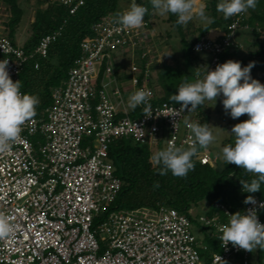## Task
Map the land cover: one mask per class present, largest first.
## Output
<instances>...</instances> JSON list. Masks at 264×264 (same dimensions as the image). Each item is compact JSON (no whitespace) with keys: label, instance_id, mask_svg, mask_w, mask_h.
<instances>
[{"label":"built area","instance_id":"built-area-1","mask_svg":"<svg viewBox=\"0 0 264 264\" xmlns=\"http://www.w3.org/2000/svg\"><path fill=\"white\" fill-rule=\"evenodd\" d=\"M60 1L71 14L84 4V0ZM244 16H234L228 31L213 29L196 41L195 51L199 48L205 58L202 75L206 66L214 70L222 64L221 56L235 43ZM114 17L93 25L94 36L82 42V55L67 79L52 89L54 103L26 122L10 152H0V213L15 225L13 234L0 240V264H264L259 249L247 252L231 243L224 248L216 239L220 235L216 226L228 222L225 213L255 208L264 224V198L259 196H254L255 204L236 211L217 202L221 211L212 216H195L190 210L208 236L218 241L208 259L198 248L208 245L192 232L194 222L187 213L169 206L107 213L123 184L109 155L113 140L130 138L158 150L163 138L165 148L170 140L188 147L193 136L184 121L199 122L196 109L172 117L166 115L174 108L179 111V103L152 104L160 94L151 85L154 60L144 45L143 30L123 29ZM145 27L144 20L141 28ZM6 29L5 22L0 23V46L13 51L5 56L0 49V60L9 59L7 70L14 82L20 80L29 59L48 56L61 34L58 30L42 37L27 53ZM119 53H128L131 86L121 77L127 70L119 69ZM141 88L152 93L153 113L133 118L128 98ZM173 120L178 122L176 131ZM196 158L213 164L206 152L199 151Z\"/></svg>","mask_w":264,"mask_h":264},{"label":"trees","instance_id":"trees-1","mask_svg":"<svg viewBox=\"0 0 264 264\" xmlns=\"http://www.w3.org/2000/svg\"><path fill=\"white\" fill-rule=\"evenodd\" d=\"M23 1L29 0H0V3H3L10 12L5 25L8 36L14 42L16 28L24 15L20 3ZM36 1L38 8L31 23V34L23 45L26 52H33L42 37L61 30V34L52 42L48 56L43 58L36 55L29 59L20 74L21 90L39 97L40 103L36 108V116H40L54 103L52 89L67 79L70 69L82 55V42L94 36L93 25L110 15L115 16L117 12L125 11L132 1L127 0L128 4L123 5L122 0H84V4L75 14H71L70 8L60 0ZM136 3L149 7V14L145 15L144 20L147 21V28H152V20L156 15L151 14L149 0H136ZM217 3L219 0H206L207 13L214 18V23L208 25L207 30L205 25L196 28L192 21H189L187 25H177L175 23L177 17L169 14L168 21L181 37L183 64L182 66H172L168 63L153 64L152 70H157V78L151 77V85L157 92L160 87L163 94L157 96L152 104L174 103L170 100V95L178 93L179 85L184 80L192 82L196 79V68L200 67L205 60L204 54L194 49L196 41L213 29L228 31L234 16L225 20L222 13L216 11ZM244 14L242 27L251 31L253 40L244 47L235 41L226 49L221 60L222 63L229 59L239 61L242 67L255 62L250 75L264 84V0H257L256 9H249ZM142 107L138 106L135 110H131L130 115L133 118L141 117ZM196 110L199 115L198 123L209 124L210 114L206 112L205 105ZM164 148L162 138L157 151ZM153 154L148 144L139 143L130 138L115 139L110 143L109 155L115 166V174L122 179L123 184L115 201L108 207L107 213L113 210L124 212L157 210L162 206H169L187 213L194 224H198L197 219L190 214V210L204 200L209 203L205 214L212 216L221 211L215 205L217 202L236 211L244 207V200L248 195L264 198V184L256 193L242 191L240 179L250 180L252 177L234 164L225 165L224 162L218 161H214L213 164H203L194 157L195 168L185 178L175 177L171 172L161 176L157 170L158 166H154L150 161ZM155 183L159 186L155 187ZM105 215L106 213L103 216ZM206 244L208 248L203 249V255L208 259L210 253L218 249V241L207 235ZM258 252L260 259H264V250L259 249Z\"/></svg>","mask_w":264,"mask_h":264},{"label":"clouds","instance_id":"clouds-1","mask_svg":"<svg viewBox=\"0 0 264 264\" xmlns=\"http://www.w3.org/2000/svg\"><path fill=\"white\" fill-rule=\"evenodd\" d=\"M151 14L166 16L173 14L177 17V25H187L194 16L198 17L207 26L214 23V18L207 13V5L196 0H149ZM257 0H219L216 11L222 13L225 20L247 13L249 9L255 10ZM149 14V7L137 4L132 0L130 7L123 12H117L114 23L123 29H139L144 26V17ZM5 56L13 50L9 46H0ZM199 51V48H197ZM170 55V54H166ZM9 59L0 60V152H10L13 144L19 139L26 122L36 116V108L40 103L36 95L21 92V80L13 81L8 69ZM255 62H250L242 67L241 62L227 60L218 64L214 70L205 67L203 75L200 67L196 68V79L192 82L184 80L178 89V93L170 95V100L179 103L181 108L171 110L175 117L179 112L187 109L188 112L204 105L205 101H214L223 95V108L231 118L238 119L247 114V120L235 124L231 129L234 135V145L227 144L222 148V159L225 165L234 164L251 175L250 180L240 179L242 191L256 193L264 184V84L253 79L250 75ZM202 75V78H201ZM242 81V82H241ZM152 93L144 89H138L128 98V107L135 110L142 107V114L151 117L153 109L150 103ZM190 105V107H189ZM186 127L193 136L192 143L187 147L177 146L169 141L166 148L155 152L150 161L158 166L161 176L169 172L175 177L185 178L195 168L194 157H197L200 149H207L214 143L213 135L208 123L184 121ZM176 131L177 120H173ZM155 187L159 184L155 183ZM245 204H255L254 196L248 195ZM264 207V204L261 205ZM228 222L216 226L219 233L218 239L221 247L227 248L229 243L238 249L254 252L257 249L264 250V224H262L255 208L246 212L237 211L233 214L225 213ZM15 231V225L10 222L8 216L0 213V240L11 236Z\"/></svg>","mask_w":264,"mask_h":264},{"label":"rangeland","instance_id":"rangeland-1","mask_svg":"<svg viewBox=\"0 0 264 264\" xmlns=\"http://www.w3.org/2000/svg\"><path fill=\"white\" fill-rule=\"evenodd\" d=\"M20 3L24 10V15L21 22L16 28L15 42L19 46H23L31 34V23L35 18L38 5L36 0L23 1ZM121 3L123 5H127L128 1L122 0ZM196 3L197 6L200 3L206 4V0H196ZM43 7H46V5H43ZM9 16H10V12L7 10V7L3 3H0V23L6 22ZM168 18H169V14L166 16L156 15V17H154V19L152 20L153 23L152 28L145 27L146 30L140 28L141 30H143L142 36L145 40L144 45L147 46L149 50H151L152 59L154 60V63H158V64L168 63L172 66H182L183 57L181 50L182 47L181 37L178 31L174 27H172L171 22L168 21ZM191 21L193 22L196 28L205 25L204 22H202L196 16H194V18ZM168 32H170V35H168ZM191 38L192 37H190V39ZM252 40H253V35L251 31H249L247 28L244 27L238 28V30L235 33L236 43L244 47L247 46V44L250 43ZM124 54L119 53L117 57L120 70H127L128 67L127 65L130 63L127 60L128 53H124ZM166 54H170V55H166ZM128 70L125 73H122L121 75L124 79L127 80L128 84L125 85L131 86L129 83L131 76ZM153 77L157 78V70L153 71ZM158 93L160 95L163 94V90L160 87L158 89ZM222 100H223V95L221 94V96L217 98L215 106H214V101H205L204 103L206 112L210 114V122H209L210 127L214 126L211 127V130L213 132V135L216 137V140L207 149H203L202 151L211 155L213 159L212 163H214V161H218L220 163L223 162L222 148L227 144H230L231 142L234 144L235 138L234 135L231 134L232 127L235 124L245 121L249 118L247 114L242 115L238 119L231 118L230 114L226 113V111L224 110ZM192 116H193L192 113H190L189 118H191ZM165 134L163 133L162 136H165ZM185 148H187V146H185ZM152 151L154 153L157 152V148L154 147ZM208 207H209L208 201L204 200L200 202L198 206L192 208V213L195 216L205 214L207 213L206 210L208 209ZM192 232L196 235V237L199 239L200 242L206 243V236L208 235L207 229H205L202 225L194 224L192 227ZM98 238H100L99 235ZM198 248L201 256L204 258L203 248L201 246H198Z\"/></svg>","mask_w":264,"mask_h":264}]
</instances>
